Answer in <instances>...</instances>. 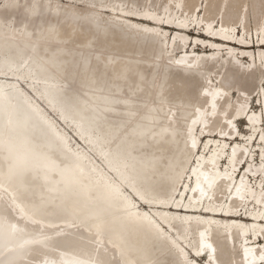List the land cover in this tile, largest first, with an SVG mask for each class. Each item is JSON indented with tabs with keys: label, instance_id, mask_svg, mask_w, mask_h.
I'll use <instances>...</instances> for the list:
<instances>
[{
	"label": "bare ground",
	"instance_id": "1",
	"mask_svg": "<svg viewBox=\"0 0 264 264\" xmlns=\"http://www.w3.org/2000/svg\"><path fill=\"white\" fill-rule=\"evenodd\" d=\"M263 65L264 0H0V264H264Z\"/></svg>",
	"mask_w": 264,
	"mask_h": 264
},
{
	"label": "rangeland",
	"instance_id": "2",
	"mask_svg": "<svg viewBox=\"0 0 264 264\" xmlns=\"http://www.w3.org/2000/svg\"><path fill=\"white\" fill-rule=\"evenodd\" d=\"M196 26H198V25H196ZM205 26V25H204ZM193 27H194V25H192V29H193ZM239 27H241L242 28V30L240 29V37L243 35V33H242V31H243V27L242 26H240L239 25ZM249 27L251 28L252 27V30L254 31V33H255V18H254V16L253 15H249ZM205 29H206V27H204V31H205ZM251 30V29H250ZM198 29H196L194 32H196L197 34H198ZM195 33V34H196ZM167 34L169 35L170 34V32L168 31L167 32ZM175 35V33H172V38H173V36ZM195 40L193 39V42H194ZM199 43H201V45H202V47H204L203 46V43L201 42V41H198ZM209 42H206V44H208ZM209 48H212V46L211 45H209L208 46ZM228 50H229V48H228ZM223 52L226 54V57H227V55H229V54H227V49H223ZM181 55V53L179 54V56ZM240 56H242V54H241V52H240ZM249 59H251V57H248ZM244 64H248L247 62H245ZM263 68H264V65H263ZM218 81V79H216L215 78V81ZM257 81H255V83H256ZM23 83V87L28 91V89L30 88V90H33L31 87H30V85L29 84H27L25 81L24 82H22ZM262 83H264V81L262 82ZM234 92V91H233ZM233 92H231V93H233ZM34 94H36L35 92H33ZM230 93V94H231ZM237 92H236V97H237ZM32 95V94H31ZM37 95V94H36ZM38 96V95H37ZM32 97H33V95H32ZM39 97V96H38ZM252 99H255L254 101H252ZM249 102L247 103L248 104V110L249 109H253V110H255L256 112H258L259 114H261V112H262V109H263V111H264V104H263V102L261 103V101H260V103H259V98L258 97H256V98H253V97H251V98H249ZM40 102V104L41 105H43V107L47 110V112L49 113V114H51L57 121H58V124H59V126H61V127H64V128H66V130L70 133V137H71V139H72V143L74 144V145H76V143H77V140H76V132L73 130V128L72 127H70L68 124H66V123H64V124H62L60 121H59V115H57L56 113H54L52 110H50V111H52V113L47 109V107L43 104L44 102H43V100H40L39 101ZM257 105H259V106H257ZM253 106V107H252ZM49 107V106H48ZM250 107V108H249ZM252 107V108H251ZM248 112V111H247ZM243 115H245V118H249V116L247 117V114H245V112L241 115V117L243 116ZM239 116V115H238ZM241 117L240 118H238V119H236L237 121L235 122V126L237 127V129L238 130H243L244 132H246V130L247 129H250L251 128V123H250V121H249V124L248 123H245L244 121H246L245 119H243V120H241ZM249 120V119H248ZM61 121H63V120H61ZM247 122V121H246ZM264 122V121H263ZM246 124H248V126L246 127ZM263 126H264V124H263ZM262 126V127H263ZM241 138V137H240ZM255 141V138L253 139V141L252 142H254ZM256 142H258V140H256ZM257 149H259V148H257ZM253 157H255V158H258L259 160H261V158H262V154H261V151L260 150H253V152H252V154H251V157H250V159H253ZM225 159H227L226 158V156L225 157H223V162L222 163H224V161H225ZM246 159H247V156L243 159V163L246 161ZM256 161H257V159H256ZM243 163H242V165H243ZM241 167V166H240ZM261 236V235H260ZM262 237V236H261ZM262 239H263V237H262ZM202 262H205V260L203 259L202 260Z\"/></svg>",
	"mask_w": 264,
	"mask_h": 264
},
{
	"label": "water",
	"instance_id": "3",
	"mask_svg": "<svg viewBox=\"0 0 264 264\" xmlns=\"http://www.w3.org/2000/svg\"><path fill=\"white\" fill-rule=\"evenodd\" d=\"M29 130V129H28ZM29 131H31V130H29ZM33 131V130H32ZM24 142V141H23ZM46 162H44V163H42L41 165H39L38 166V168H43V170H47L48 169V163L47 164H45ZM58 184H59V186H57V184L56 185H53L54 187H56V189H57V187H58V190H57V192H55V195H56V197H57V201H58V203L59 204H61V201H60V196H62V192H63V183H62V181H59L58 182ZM50 185H52L51 183H50Z\"/></svg>",
	"mask_w": 264,
	"mask_h": 264
}]
</instances>
